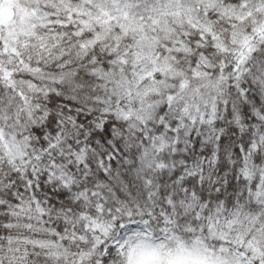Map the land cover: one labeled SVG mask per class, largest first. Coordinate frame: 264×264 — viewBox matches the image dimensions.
Listing matches in <instances>:
<instances>
[{"label":"snow or ice","instance_id":"snow-or-ice-1","mask_svg":"<svg viewBox=\"0 0 264 264\" xmlns=\"http://www.w3.org/2000/svg\"><path fill=\"white\" fill-rule=\"evenodd\" d=\"M0 264H264V0H0Z\"/></svg>","mask_w":264,"mask_h":264}]
</instances>
